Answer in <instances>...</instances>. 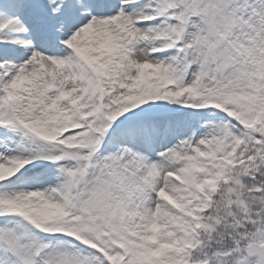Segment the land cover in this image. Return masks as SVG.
<instances>
[{
  "label": "snow or ice",
  "instance_id": "1",
  "mask_svg": "<svg viewBox=\"0 0 264 264\" xmlns=\"http://www.w3.org/2000/svg\"><path fill=\"white\" fill-rule=\"evenodd\" d=\"M0 264H264V0H0Z\"/></svg>",
  "mask_w": 264,
  "mask_h": 264
}]
</instances>
